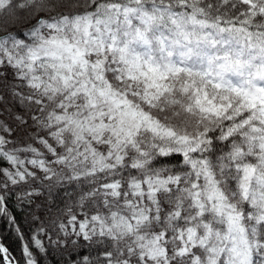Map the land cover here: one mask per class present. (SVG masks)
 Listing matches in <instances>:
<instances>
[{
    "label": "snow or ice",
    "instance_id": "obj_1",
    "mask_svg": "<svg viewBox=\"0 0 264 264\" xmlns=\"http://www.w3.org/2000/svg\"><path fill=\"white\" fill-rule=\"evenodd\" d=\"M0 264H264V0H0Z\"/></svg>",
    "mask_w": 264,
    "mask_h": 264
},
{
    "label": "trees",
    "instance_id": "obj_2",
    "mask_svg": "<svg viewBox=\"0 0 264 264\" xmlns=\"http://www.w3.org/2000/svg\"><path fill=\"white\" fill-rule=\"evenodd\" d=\"M7 243H9L10 245H11V247L13 248V249H15V244H13V243H11V241H8Z\"/></svg>",
    "mask_w": 264,
    "mask_h": 264
}]
</instances>
